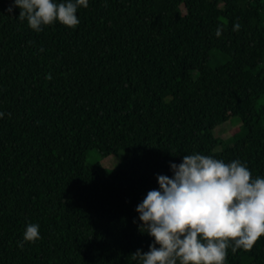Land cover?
Wrapping results in <instances>:
<instances>
[{"label": "trees", "instance_id": "obj_1", "mask_svg": "<svg viewBox=\"0 0 264 264\" xmlns=\"http://www.w3.org/2000/svg\"><path fill=\"white\" fill-rule=\"evenodd\" d=\"M20 11L0 0V264H142L136 208L185 155L264 178V0H88L40 32ZM225 264H264V236Z\"/></svg>", "mask_w": 264, "mask_h": 264}, {"label": "clouds", "instance_id": "obj_2", "mask_svg": "<svg viewBox=\"0 0 264 264\" xmlns=\"http://www.w3.org/2000/svg\"><path fill=\"white\" fill-rule=\"evenodd\" d=\"M14 6L21 10L18 19H26L32 30L40 32L42 26L57 21L75 28L80 23L77 9L87 8L88 0H14ZM239 29L235 24L234 30ZM215 34L219 37L222 29ZM171 169L173 177L159 175V190H150L136 208L142 229L154 243L146 253L137 250L134 260L139 258L142 264H225L229 247L233 253L250 251L264 236V178H253L239 160L225 163L203 154L185 155ZM38 239L39 225L29 224L23 240Z\"/></svg>", "mask_w": 264, "mask_h": 264}, {"label": "rangeland", "instance_id": "obj_3", "mask_svg": "<svg viewBox=\"0 0 264 264\" xmlns=\"http://www.w3.org/2000/svg\"><path fill=\"white\" fill-rule=\"evenodd\" d=\"M227 60L225 57L218 56L214 59L218 63H224ZM242 125L241 120L238 117L231 118L228 122L216 127L215 135L227 141L233 137L234 134L238 133L240 126ZM220 149V148H218ZM124 156V152L121 151L118 154L110 155L108 157H104L100 155L97 150H91L88 152L86 163L88 165H92L95 163H100L107 169H113L116 167Z\"/></svg>", "mask_w": 264, "mask_h": 264}]
</instances>
